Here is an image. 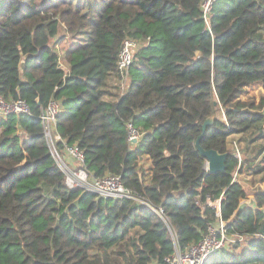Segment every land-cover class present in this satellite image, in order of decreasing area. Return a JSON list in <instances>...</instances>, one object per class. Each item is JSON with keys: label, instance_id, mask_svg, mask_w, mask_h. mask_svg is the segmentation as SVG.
<instances>
[{"label": "trees", "instance_id": "16d2710c", "mask_svg": "<svg viewBox=\"0 0 264 264\" xmlns=\"http://www.w3.org/2000/svg\"><path fill=\"white\" fill-rule=\"evenodd\" d=\"M200 3L0 0V97L30 109L0 116V264H150L218 219L230 234L261 236L204 264H264V188H255V209L240 208L249 194L233 180L237 167L260 163L255 173H264V147L239 162L227 145L234 134H264V97L241 99L248 85L264 89V0H216L209 29ZM126 38L141 47L122 90ZM52 99L64 144L93 176L120 175L129 196L65 184L38 118ZM217 110L225 120L214 117L199 144L228 155L225 170L210 173L195 141ZM128 123L141 135L135 143ZM206 196L221 198L219 216L195 203Z\"/></svg>", "mask_w": 264, "mask_h": 264}, {"label": "built area", "instance_id": "2783aa9c", "mask_svg": "<svg viewBox=\"0 0 264 264\" xmlns=\"http://www.w3.org/2000/svg\"><path fill=\"white\" fill-rule=\"evenodd\" d=\"M216 0H201L200 11L201 18L204 21L206 28L209 29V18L211 15L212 5ZM141 47V44L132 39H124L119 49L116 61V67L121 78V89L123 90L124 84L128 76V70L131 65L135 52ZM61 101L52 99L48 102L38 115L40 119L44 136L49 145L52 157L54 158L57 166L64 173L65 184L68 187H82L86 190L92 191L98 197H124L129 196V190L123 186L121 177L118 174L106 175L104 177H95L93 173L85 168L84 158L82 152L76 146H68L56 131V120L61 109ZM7 114H30V109L26 102L22 99L5 100L0 97V116ZM223 117L224 112L222 111ZM225 120V117L222 118ZM128 127V140L135 143L140 139V133L135 129L131 123L127 124ZM229 139V138H228ZM133 140L135 142H133ZM60 141L64 144L63 148L59 149L56 142ZM229 146L232 148L233 154L241 160L239 144L236 141H229ZM206 164L204 168H206ZM239 168H236L234 173V181H239L243 188L247 184L245 179H241L238 175ZM240 174V173H239ZM241 176V175H240ZM254 190H252L253 192ZM251 192V193H252ZM254 192L252 193L253 196ZM250 196V195H249ZM243 199L241 204L245 203ZM254 198V197H253ZM220 200L211 199L209 196L205 197V202L200 204L198 200L195 201L204 210L205 206H209L216 211V216L220 215ZM161 214L162 209H158ZM227 222L218 219L210 224L207 228L206 234L201 239L190 244L185 249L175 248L174 251L162 258L161 261H156L155 264H204L212 253L219 250H228L237 245L236 250H242L251 238H258L261 236L259 233L252 235L230 234L226 228Z\"/></svg>", "mask_w": 264, "mask_h": 264}, {"label": "rangeland", "instance_id": "374dc122", "mask_svg": "<svg viewBox=\"0 0 264 264\" xmlns=\"http://www.w3.org/2000/svg\"><path fill=\"white\" fill-rule=\"evenodd\" d=\"M261 32H262V34L264 36V29L261 30ZM58 47H60L61 49H63V48H67V45L64 42V43H61ZM247 90H248L247 93L244 92L245 95H244V93L242 94L244 96L241 95V99H243V100L254 99L255 100V103H257L259 101L260 97H262V96L264 97L263 94L259 93L261 90L258 92V88L257 87H249ZM215 114H216L217 118H220V119L224 118L221 110H217L215 112ZM238 136L241 137L240 140L242 141L243 147L240 145V142L238 140L239 139L238 137H237V139H236V137L233 138V139H230L229 138L227 140V145H228V147H230L229 146V141H236L239 144V149H240V154H241L242 160L244 159V157H247L248 160H251L252 157H253V155H254V153H250V152L253 151L254 148L256 149V148H263L264 147V134L263 133H261V135H259V137L255 135L256 137L254 136V138H253V135H252V132L251 131L246 132L244 134H239ZM246 145H247V148H245ZM243 148H244V150H243ZM245 150H247V151L245 152ZM257 156H259V155H257ZM262 157H264V152L260 155V159L261 160H262ZM254 161L257 163L258 162L257 161V158ZM140 164L142 165V167L144 169H147L148 166H149V162L148 161L141 162ZM261 168H262V164L259 163L255 167H251L249 169H246L244 173L242 171V174L243 175H241V173L240 174L238 173L239 177H241L242 180L245 179V181L247 183L245 185V190L247 191V193L249 195H251L252 190L255 191V188H256L255 187V184H254L255 182H257V184L259 182H264V173H261L258 176L255 173V170L256 169H261ZM258 185H259V187L264 188V185L263 184L260 185V183H259ZM91 254L93 255V253H91Z\"/></svg>", "mask_w": 264, "mask_h": 264}, {"label": "water", "instance_id": "95a60500", "mask_svg": "<svg viewBox=\"0 0 264 264\" xmlns=\"http://www.w3.org/2000/svg\"><path fill=\"white\" fill-rule=\"evenodd\" d=\"M215 104L216 102H214V105ZM214 117H217L216 114L215 116L208 117L207 119L204 120L201 126V134L196 138L195 141V146L197 150L206 159V163H205L207 166L206 168L207 171L210 173L223 172L225 170V160L228 155V153H219L214 149L205 150L199 144V140L204 134L206 127L212 124ZM133 142L135 141L133 140ZM262 211L264 213V209H262ZM262 229L264 230V223Z\"/></svg>", "mask_w": 264, "mask_h": 264}, {"label": "crops", "instance_id": "0c3cea01", "mask_svg": "<svg viewBox=\"0 0 264 264\" xmlns=\"http://www.w3.org/2000/svg\"><path fill=\"white\" fill-rule=\"evenodd\" d=\"M196 56L197 57H199V53H196ZM111 79V78H110ZM249 87H257L258 88V92L259 93H261V94H263L264 95V89L262 88V86L260 85V84H251V85H248L247 87H246V90H245V93H247L248 92V88ZM245 93H244V95H245ZM244 95H242V96H244ZM243 98V97H242ZM0 131H1V127H0ZM239 134H234V135H231L229 138L230 139H233V138H235L236 137V139H237V137L239 138L238 140H239V142H240V145L243 147V144H242V141L240 140L241 139V137L240 136H238ZM244 149V148H243ZM246 168H243V173L245 172L244 170H245ZM241 175H243L242 173H241ZM258 176V175H257ZM260 183V185L261 184H263L264 185V182H259ZM258 183V184H259ZM255 184V187L256 186H259L258 184H257V182H255L254 183ZM254 193H255V191H253ZM252 192V193H253ZM252 193H251V195L249 196V198L247 199V201L245 202V203H242L241 204V206H242V208H253V209H255L256 208V203H255V200H254V198H253V196H252ZM155 262L156 261H152L150 264H155Z\"/></svg>", "mask_w": 264, "mask_h": 264}]
</instances>
